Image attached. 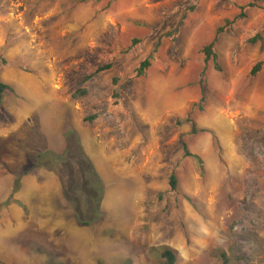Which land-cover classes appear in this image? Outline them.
I'll return each mask as SVG.
<instances>
[{
	"label": "rangeland",
	"instance_id": "374dc122",
	"mask_svg": "<svg viewBox=\"0 0 264 264\" xmlns=\"http://www.w3.org/2000/svg\"><path fill=\"white\" fill-rule=\"evenodd\" d=\"M0 81V264H264V0H0ZM71 131L103 187L87 227L53 162Z\"/></svg>",
	"mask_w": 264,
	"mask_h": 264
},
{
	"label": "trees",
	"instance_id": "16d2710c",
	"mask_svg": "<svg viewBox=\"0 0 264 264\" xmlns=\"http://www.w3.org/2000/svg\"><path fill=\"white\" fill-rule=\"evenodd\" d=\"M223 32V28H219L217 30V34ZM252 43H254V40L251 41ZM137 41H133V44H136ZM213 42L204 46L203 48V53L205 56V61L208 60H212V62L214 63V68L216 70H218V66L216 65V60L218 58V55L213 51ZM4 63V61H2ZM150 66V62L149 59H144L139 66L136 69V74L138 76H142L144 71L149 68ZM111 68V66L109 64L104 65V66H100L96 69L95 73L89 76H86L81 82L82 84L84 82H87L91 77H93L95 74L104 72L106 70H109ZM260 69V64L255 65L252 70H251V74L255 75ZM11 92L12 88L0 81V105L2 103V99H3V94L5 92ZM85 96L86 95V91L85 89L83 90H76L75 94L73 95L75 96ZM94 117H89L84 119L85 122H89L91 120H93ZM188 122L191 125V134L192 135H197L198 132H205V130L203 129H198L197 125L191 120H188ZM69 136H72L73 138V142L72 140L69 138ZM66 139L68 140L67 142V148L65 149L64 155L65 157H56L54 161H56L55 164H59L58 167L56 168V172L57 175L60 178V181L62 182V187H63V192L64 195L66 197V199L68 200V202H70L72 204L74 213H75V217L77 220V224L79 226L82 227H87L90 226L92 223H94L96 221V219L98 217H100V203H101V197H102V192H103V187L101 184V181L99 179V176L91 162V160L87 157V155L85 154L80 141L77 137V135L75 133H73V131H71V133H68ZM75 145V146H73ZM75 147V149L73 148ZM184 152H185V156L190 157L192 156L187 148L184 146ZM49 154H51L50 152H45V153H38L37 157H36V166L37 168L41 167L44 168L46 170H51L49 167V163H52L49 158ZM64 158V160H63ZM60 159L61 162L59 161ZM71 159L74 162L75 166V170H77V180L74 181L76 179V177H72V181H70V176L69 174L66 173L67 168L72 166V163H69L71 161ZM68 161V162H67ZM29 172L25 171L23 172V175H27ZM21 176H16L15 177V181H14V187L12 190V195L17 193L19 190V185H20V180H21ZM76 182V183H75ZM74 183V184H73ZM81 183V184H80ZM82 187H84V189L87 190V194H88V204H87V208L89 211V207L92 208L93 212H92V216L93 218L90 219H84L83 216V211L81 210V204H79V202L77 201V197H76V193L82 191ZM169 187L171 191H176L177 188V180L175 175H171L169 177ZM69 189H71V191L73 192L74 196L76 197L75 199L72 197V195L68 194ZM86 194V195H87ZM11 195V196H12ZM92 204L89 206V204ZM7 204V203H5ZM223 257V256H221ZM161 258L164 260L163 264H175L176 262V256H175V252L170 250V249H164L161 253Z\"/></svg>",
	"mask_w": 264,
	"mask_h": 264
},
{
	"label": "crops",
	"instance_id": "0c3cea01",
	"mask_svg": "<svg viewBox=\"0 0 264 264\" xmlns=\"http://www.w3.org/2000/svg\"><path fill=\"white\" fill-rule=\"evenodd\" d=\"M40 177H43V178H46L47 182L49 183V185L51 184L53 187H54V192L55 195L59 196L58 194L60 193V197H61V192H60V189H61V184L58 182V178L53 174V173H47L46 171L44 172H39L38 174V178L40 180ZM33 180H36V175L32 177ZM39 188L41 187V184L39 183ZM61 200V199H60Z\"/></svg>",
	"mask_w": 264,
	"mask_h": 264
},
{
	"label": "bare ground",
	"instance_id": "6f19581e",
	"mask_svg": "<svg viewBox=\"0 0 264 264\" xmlns=\"http://www.w3.org/2000/svg\"><path fill=\"white\" fill-rule=\"evenodd\" d=\"M124 199V198H123Z\"/></svg>",
	"mask_w": 264,
	"mask_h": 264
}]
</instances>
